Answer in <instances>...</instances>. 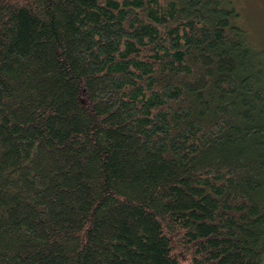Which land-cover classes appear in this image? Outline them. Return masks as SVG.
Segmentation results:
<instances>
[{
    "label": "trees",
    "instance_id": "trees-1",
    "mask_svg": "<svg viewBox=\"0 0 264 264\" xmlns=\"http://www.w3.org/2000/svg\"><path fill=\"white\" fill-rule=\"evenodd\" d=\"M234 0H0V264H262L264 46Z\"/></svg>",
    "mask_w": 264,
    "mask_h": 264
},
{
    "label": "rangeland",
    "instance_id": "rangeland-1",
    "mask_svg": "<svg viewBox=\"0 0 264 264\" xmlns=\"http://www.w3.org/2000/svg\"><path fill=\"white\" fill-rule=\"evenodd\" d=\"M234 2L240 13L239 25L248 31L255 44L264 46V0H234Z\"/></svg>",
    "mask_w": 264,
    "mask_h": 264
}]
</instances>
